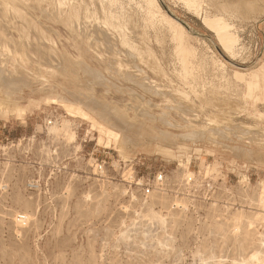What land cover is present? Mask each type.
I'll return each mask as SVG.
<instances>
[{"label": "rangeland", "instance_id": "obj_1", "mask_svg": "<svg viewBox=\"0 0 264 264\" xmlns=\"http://www.w3.org/2000/svg\"><path fill=\"white\" fill-rule=\"evenodd\" d=\"M54 1L21 0L12 26L0 27L17 44L26 33L25 20H30L31 46L21 50H30L28 58L35 59L29 63L23 57L17 65L31 86L0 107V264H243L261 248L264 233V222L257 217L264 212L259 204L264 184V0H257L249 15L221 9L232 0H195L196 6L186 0H99L116 16L139 15L144 41L172 80L164 88L171 92L168 100L112 76L70 26L68 6L80 0L60 6L62 14ZM87 2L102 18L98 1ZM85 22L79 20L81 26ZM134 33L130 27L127 34ZM114 34L120 39L119 32ZM230 40L237 53L232 61L244 70L227 63L225 42ZM42 44L102 71L120 89H108L107 81H100L95 96L126 109L131 117L129 89L157 103L155 114L181 101L191 105L192 117L199 120L215 114L234 125H255L253 156H236L228 146L245 142L230 139L186 146L160 143L153 138L164 128L160 123H142L141 134V123H135V145L122 144L117 129L94 109L73 104L75 99L64 90L65 85L72 88V77L50 65L43 70L48 82L27 74L35 70L34 52ZM53 59L55 65L61 61ZM142 66L159 80L146 62ZM7 68L15 71L11 64ZM228 80L231 89L221 92L231 95L232 108L221 95L209 103L194 93L207 96ZM76 91L88 92L85 86ZM242 91L244 101L237 97ZM184 115L170 111L173 122L184 123Z\"/></svg>", "mask_w": 264, "mask_h": 264}, {"label": "bare ground", "instance_id": "obj_2", "mask_svg": "<svg viewBox=\"0 0 264 264\" xmlns=\"http://www.w3.org/2000/svg\"><path fill=\"white\" fill-rule=\"evenodd\" d=\"M90 1L92 5H95L94 0ZM97 1L99 4L98 9H100L103 14L102 18L101 16H96L95 12H91V8L87 0H80L75 4L72 3L71 5H69L70 0H63V2H60V0H55L54 5H59L57 14H62L64 12L60 6L69 5L68 7L72 12L73 17V20L70 21V26L78 34V37L81 39V41L86 43L89 49H93L97 58L105 62V67L107 70H111L112 76L116 77L117 79L123 78L127 82L132 83L143 89L145 92L150 93L151 96H160L165 100H168L171 92H165L164 88H168L170 83H172V80L158 64L157 59L148 43L144 41V32L140 23L139 15L137 16V14L127 12L122 13L120 16H116L113 14V12L109 11L108 6H106L103 2L99 0ZM114 1L115 0H112L111 4H114ZM256 1L257 0H232V3L229 1V5H222L221 9L226 10V8L228 9L229 7V9H233L234 11L236 10V12L247 11L248 14L249 11H252L256 7ZM186 2L191 6H196L195 0H186ZM18 4H21V0H0V27L2 29L8 30L9 26H12V20L15 17V14L18 13L16 7ZM22 5L23 7L28 6L27 3L24 5V2ZM82 18L86 20L84 25L82 24L83 26H81L79 23V20ZM130 27L134 28V34L136 35L135 37L127 34ZM32 29L33 27L31 25V21L26 19L23 27V30L26 33L21 35L17 44L7 39L6 36H3L0 31V40L2 38L5 39L4 44L0 43V107L4 105L5 102L15 99L16 95L23 92L25 87H30L32 84L28 77H24L22 75L20 71L21 68L19 69L17 67V65L20 67V60L23 57H27L26 60L29 63H32V60H35L28 58V55L30 54L29 49V51H26V53L21 50L23 47L29 48L31 46L28 31ZM114 31L119 32L120 39L116 37ZM121 32L124 33L123 37ZM118 45H121L123 49L121 50ZM234 45L235 41L233 40H230V42H225V58L227 59L228 64L233 65L240 70H244L245 68L233 62L237 56V53L233 51ZM102 46L105 49L104 51L101 50ZM54 56L60 57L61 59L58 65L53 64ZM34 58L37 60V66L34 68L35 70L33 72H27V74H32L34 79L48 82L49 79L43 74V70L45 69V66L50 65L60 75L63 74L67 75L68 77H72V88L65 85L66 89L64 90L68 91L75 99V103L73 104H77L85 109H94L98 117L103 119L104 122L109 124L111 127L117 129V131L120 133V142L122 144L128 146L135 145L136 139L131 135V128L135 126V123H141L139 124V134H141V131L143 132L142 123H160L164 126V128L158 129L157 133L153 136L154 139L161 141L160 143L171 142L174 143L175 146H186L189 145L188 143L192 145H198L204 141H207L211 144H220L222 142L219 140L230 139L235 143L243 141L245 142L243 146H228L229 149L236 151V156H243L246 158H251L253 156L251 144L254 141V137H256L254 136L256 128L255 125L251 126L242 123L239 124L240 121L238 124L234 125L236 122L234 123L232 121L234 124H231V120L229 121L227 118H222V116L219 119L214 116L215 114L207 116L205 121L202 119L199 120L198 115H196L195 118L192 117L193 110L191 109L192 107H190L191 105L184 106L183 104L186 103H182L181 101H176V103L167 105L163 107L160 113L155 114L152 112V109L153 106H158L157 103H154L153 100L146 99L137 90L129 89V97L133 101L131 105L128 106V110H131L133 113V116L131 117L127 115L126 109H120L118 106H111L109 103L104 102L103 99H99L95 96V86H97L100 81L103 85L106 84L107 81V77L102 71L92 68L81 59H67L62 55H58L48 46H44V44H42L40 52H34ZM143 62H146L148 69L155 73L159 80H154L148 75L147 71L142 66ZM8 64L14 66L15 71H8ZM80 74L84 75V78L87 81L85 84ZM236 74L239 78L243 77L242 72H237ZM88 82L89 84H87ZM62 85H64V83H62ZM82 86L87 87L88 92L86 94L76 91ZM107 87L108 89L112 87H115V89H120L116 83L109 81V79L107 81ZM221 89H225L226 92L231 89L229 80L227 83L221 84V86H216L215 90L209 89L208 95H212L211 98H208V95L205 96L203 93H199L197 91H194V93L198 97L204 96V100L209 103L212 101L214 102V100L217 99V95H221L223 97L221 101L224 104H228V102L231 103V95L229 96L226 93L221 92ZM237 97L240 101H244L246 99L243 91L242 94L238 95ZM57 99L62 102V96H57ZM229 105H231L230 108H232V105L235 104L231 103ZM220 106L222 105L220 104ZM171 110H174L176 113H180L182 115L187 114L184 115L185 122H173L170 119ZM239 112L241 111L239 110ZM152 128H154L152 131H155L156 126H153ZM170 128L176 129L179 132L170 131ZM259 129L262 130L263 128H258V130ZM262 136L264 137V134H262ZM179 139H181V141ZM261 192L262 195L260 197L259 204L264 210V184ZM257 217H260V219H262L264 222V212L259 211ZM26 218L27 217L22 214L23 222H26ZM261 227H263V225ZM261 234L263 235V238L261 239V248H256L249 255V257L244 258L242 260L243 264H264V233Z\"/></svg>", "mask_w": 264, "mask_h": 264}, {"label": "built area", "instance_id": "obj_3", "mask_svg": "<svg viewBox=\"0 0 264 264\" xmlns=\"http://www.w3.org/2000/svg\"><path fill=\"white\" fill-rule=\"evenodd\" d=\"M164 176V175H163ZM156 178V177H155ZM158 182H163L164 181V179H161V176H159V180H157Z\"/></svg>", "mask_w": 264, "mask_h": 264}]
</instances>
